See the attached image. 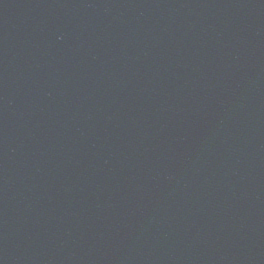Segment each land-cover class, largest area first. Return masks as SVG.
<instances>
[{
  "label": "water",
  "instance_id": "water-1",
  "mask_svg": "<svg viewBox=\"0 0 264 264\" xmlns=\"http://www.w3.org/2000/svg\"><path fill=\"white\" fill-rule=\"evenodd\" d=\"M0 264H264V0H0Z\"/></svg>",
  "mask_w": 264,
  "mask_h": 264
}]
</instances>
